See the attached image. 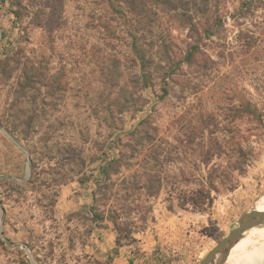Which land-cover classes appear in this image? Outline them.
I'll return each instance as SVG.
<instances>
[{"label":"rangeland","instance_id":"1","mask_svg":"<svg viewBox=\"0 0 264 264\" xmlns=\"http://www.w3.org/2000/svg\"><path fill=\"white\" fill-rule=\"evenodd\" d=\"M87 1L93 0H0V62H9L0 69V264H199L243 216L257 208L264 213V0H210L209 23L193 15L198 35L174 28L173 45L180 59L192 50L190 63L161 71L153 85L141 83L135 105L111 133L83 113L106 90L112 104L119 92L99 83L93 64L105 54L124 61L129 53L125 39L109 38V45L102 31L100 37L86 29ZM82 48L88 57L78 67L74 56L81 61ZM28 62L50 77L68 67L72 94L82 96L61 107L54 101L67 127L53 125L49 135L17 126V102L24 107L18 83ZM189 123L198 129L191 144L190 129H181ZM80 125L92 134L87 143L77 135ZM143 136L165 148L157 172L163 187L125 202L121 184L134 171L127 160L136 147L132 137ZM48 138L60 142L59 153L43 147ZM71 140L73 151H64ZM121 157L120 173L107 182L102 169ZM203 187L213 198L205 209L182 200L187 190ZM263 228L245 233L211 264H241L245 244ZM253 246L257 264H264V236Z\"/></svg>","mask_w":264,"mask_h":264},{"label":"trees","instance_id":"2","mask_svg":"<svg viewBox=\"0 0 264 264\" xmlns=\"http://www.w3.org/2000/svg\"><path fill=\"white\" fill-rule=\"evenodd\" d=\"M35 1L29 0V3H34ZM16 5L19 8L23 7L22 2H18ZM87 6H89V13L86 18L89 20V27L87 25L86 29L93 34H98L100 37L103 35L101 34L102 31L104 35L101 40L109 45H111L109 38L125 39L126 54H130L125 56L124 61H119L115 54H105L98 57L96 63L93 64L97 69H94L92 73L100 75L101 81L99 83L105 88L107 87L106 89L115 87L119 92L113 99L112 104L109 98L113 93L106 90L102 96L99 95L98 99L100 101L97 105H89L85 111L83 110V113H85L84 116L87 115L86 118L88 119L101 120L102 124L100 125H104L105 127L103 128L108 129L111 133L119 115L121 116L125 109L132 107L130 105H135L134 97L139 93L137 89L139 86L142 87L141 83L145 81L150 83L151 81L153 85L156 77L161 79L158 76L161 71L169 73L177 65H180L181 61L186 64L190 63L192 50L190 49L186 53L185 58L180 59L182 53L178 55V49L173 45L172 32L174 28L188 27L193 30V33H199V30L194 26L193 15L206 17V22L209 23L211 14L209 9L210 0H93L92 2L87 1ZM37 14L38 12L34 14L35 17H37L38 21H41ZM216 20L218 21L217 18ZM90 21L92 24H89ZM95 22L97 23L94 24ZM82 51L83 59L81 61H79L81 57L78 55L77 57L74 56L75 64L78 67H81L88 57V53L84 48H82ZM89 53L90 55L95 54V47L89 50ZM18 63L21 62L19 61ZM89 63L91 62L89 61ZM108 64H110L111 69L106 70L104 66ZM112 64H115L116 67L112 66ZM124 66L125 69H123ZM7 67H9V62H4V64L0 62V69H6ZM41 69L42 71H40ZM69 71L68 67L63 66L59 70L58 75L50 77V74L44 72L43 68L32 62L23 64L22 74L24 77L22 81L24 82L18 84L21 90L24 91V99L20 101V103L24 104V107L18 105L17 102L18 109L15 119L17 120V126L22 127L21 130L24 134L37 133L40 135L44 133V135H49L51 133L50 129L54 128L53 125L67 127V124H62L64 120H61V117L55 116L54 113L57 111L58 105L54 101H58L60 103L59 107H61L68 100L81 101L82 99L80 93L72 94L74 92H72L71 81L68 79ZM85 98L89 97L85 94ZM80 110L82 108L78 109V111ZM67 119L72 120L70 117ZM83 124H86L84 126L87 127L89 123L86 120ZM80 127L77 135L83 136V140L87 143L92 134L88 128L85 131L81 125ZM181 129H190V132L185 137H187L188 143L191 144L193 141L190 142V139L198 133V129L191 123ZM144 135H148L147 132H144ZM132 138H135L136 147H131V153L127 160L129 163H133L130 164L129 169L132 170L134 168V171L127 177L123 176L124 180L121 184V191L124 193L122 199L125 202L130 201L135 194L140 192L155 195L163 187V177L157 173L158 171L163 172L165 166L162 155L166 152L165 148L161 146L162 142L158 146L155 138H146L144 136ZM43 142V147L49 150L48 152L56 149L57 153H59L62 150L58 141L50 144L48 138ZM74 142L72 140L67 142L66 144L68 145L65 144L63 150L73 151ZM169 148L176 150V147L171 145H169ZM239 156L238 162L242 166L245 161L241 151H239ZM77 162L73 160L74 165H77ZM121 164L122 157L111 161L107 166L105 165L102 172L107 182L110 181L111 174L120 173ZM204 193V187L187 190L182 200H188L192 209L203 210L213 200L211 194L205 197ZM200 200L209 201L201 202Z\"/></svg>","mask_w":264,"mask_h":264},{"label":"water","instance_id":"3","mask_svg":"<svg viewBox=\"0 0 264 264\" xmlns=\"http://www.w3.org/2000/svg\"><path fill=\"white\" fill-rule=\"evenodd\" d=\"M262 225H264V213H259L257 210H254L246 214L241 218L238 227L210 251L199 264H211L218 255L222 253L228 254L239 243L245 233Z\"/></svg>","mask_w":264,"mask_h":264},{"label":"bare ground","instance_id":"4","mask_svg":"<svg viewBox=\"0 0 264 264\" xmlns=\"http://www.w3.org/2000/svg\"><path fill=\"white\" fill-rule=\"evenodd\" d=\"M257 212L261 213V208L256 209ZM264 236V228L256 231L253 236L247 241L245 244L242 253H241V264H257L258 258V249L256 247H252L254 242L262 238Z\"/></svg>","mask_w":264,"mask_h":264}]
</instances>
